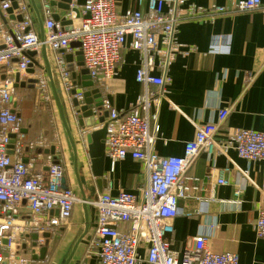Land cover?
I'll list each match as a JSON object with an SVG mask.
<instances>
[{"label": "built area", "instance_id": "obj_1", "mask_svg": "<svg viewBox=\"0 0 264 264\" xmlns=\"http://www.w3.org/2000/svg\"><path fill=\"white\" fill-rule=\"evenodd\" d=\"M50 1L40 0L43 42L38 38L35 16L27 0L0 2V264H33L34 261L19 250L24 237L37 235V248L43 246L42 234L53 236L56 229L66 228L78 203L97 212L90 240L97 264H240L234 253L210 251L202 235L194 237L178 258L170 250L166 237L172 234L176 217L200 214L205 206L198 201L199 207L187 213L178 207L187 193L196 190L185 184V173L197 156L200 153L226 155L232 149L247 161L263 160L264 133L238 129L229 133L223 142L216 141L215 136L229 114L228 109H220L215 123L196 127L194 138L184 144L182 156L161 157L153 146L159 133L157 111L164 95L145 90L127 112L111 109L107 99L101 97V110L107 113V118L104 124H96L92 129L106 125L104 152L111 170L116 161L130 157L142 163L146 178L137 194L106 192L83 202L73 190L62 188L64 167L61 162L47 157L45 169L33 171L32 162L21 160L19 155L24 145L34 146V143L27 142L23 131V119L15 98V78L18 77V83H24L31 67L30 79L36 81L38 108L48 103L52 96L44 64L35 57L33 63L27 56L29 52L38 53L44 45L53 54V74L63 97L81 106L85 91L71 78L60 51L66 53L70 43L77 42L83 68L93 86L101 92L106 82L116 75L121 51L130 37L129 48L141 55L135 72L136 82L146 89L150 85L163 86L167 78L154 76L152 72L156 68L166 69L172 57L180 53L181 46L174 37L180 21L205 16L213 20L222 14L249 11H260L264 15V1L238 0L230 8L213 5L206 10L189 0H135L136 9L117 14L116 0H85L81 6L70 0L69 11L60 17L70 22L69 31L54 21ZM182 7L186 12L183 13ZM189 51L191 49L185 52ZM254 77L253 72L248 73L246 86ZM37 144L42 146L44 142L40 139ZM220 176L216 184L227 185ZM239 193L236 189L234 197ZM23 207L28 217L21 216ZM54 210L57 217L49 216ZM121 224L129 226L126 232L118 230ZM254 231L256 237L264 241V208L258 211ZM141 249L145 250L143 259L139 255Z\"/></svg>", "mask_w": 264, "mask_h": 264}, {"label": "crops", "instance_id": "obj_2", "mask_svg": "<svg viewBox=\"0 0 264 264\" xmlns=\"http://www.w3.org/2000/svg\"><path fill=\"white\" fill-rule=\"evenodd\" d=\"M33 1L40 3V0ZM235 1L238 0H189V3L208 10L213 5L230 8ZM84 2L85 0H75L77 6ZM182 8L183 13L186 12L185 7ZM129 9H136L135 0H116L117 14H123ZM66 12L54 7V14L61 18ZM77 23L78 20H75V24ZM36 28L39 32L37 22ZM174 37L181 46L180 53L172 57L166 69L156 68L152 72L154 76H165L167 82L159 87L150 85L147 89L135 80L141 55L129 48L130 37L126 39L116 75L99 91L100 96L107 99L110 108L127 112L145 90L164 95L157 111L159 133L153 146L154 152L161 157L182 156L184 144L194 138L196 127L215 123L220 109H228L229 114L215 136L216 141L223 142L229 133L238 129L264 133V15L260 11H249L226 13L213 20L207 16L184 19L176 25ZM188 49L191 51L186 53ZM77 52L78 43L73 42L63 54L65 61L67 56L71 58L70 63H66L72 65L76 73L74 81L82 88ZM35 58L43 62L41 49ZM46 58L53 72V54L48 50ZM252 72L255 77L246 86V77ZM26 74L29 76L24 78L26 86L16 89L33 92L34 88L27 87L32 74ZM95 89L97 88L93 86L84 91ZM72 101L64 99L78 150L77 173L79 177L85 178L86 185L90 188L94 185V178L85 139L88 130L78 127L79 111L73 107ZM19 112L26 140L34 143V146L24 145L19 155L21 160L25 163L32 162L33 171L45 169L43 167L47 157L61 162L65 186L80 198L72 152L61 121L63 133L57 127L51 134L46 128H38L33 122L25 124L28 118H23L21 111ZM40 139L44 142L42 146L37 144ZM51 149H54L53 154ZM219 176L227 181V185L216 184ZM145 178L141 162L126 157L116 161L111 170L110 160L105 156L102 193L116 195L124 191L137 194ZM185 184L196 190H191L185 199L178 202L180 210L183 213L192 212L199 207L198 201H202L205 206L200 214L191 217L180 215L173 220V232L166 237L170 250L181 258L192 239L202 235L206 237V247L215 254L230 252L238 256L240 264H264V241L259 240L254 231L258 211L264 208V159L247 161L238 157L232 149L226 155L200 153L185 173ZM236 189L240 191L237 198L233 195ZM85 194L88 192L85 191ZM21 216H29L25 207L21 210ZM49 216L57 217V211H52ZM86 221L89 223L88 233L78 244L72 261L97 264L90 248L96 224L95 210L88 206L85 213L81 203L74 206L69 225L56 229L51 236L44 260L34 263L60 264L82 234ZM128 227L127 224H121L118 230L126 232ZM19 248L25 256L32 259L34 255L38 257L41 247L33 248L32 241L24 237ZM139 255L142 259L145 258V250H139Z\"/></svg>", "mask_w": 264, "mask_h": 264}, {"label": "water", "instance_id": "obj_3", "mask_svg": "<svg viewBox=\"0 0 264 264\" xmlns=\"http://www.w3.org/2000/svg\"><path fill=\"white\" fill-rule=\"evenodd\" d=\"M13 1V0H10ZM28 1V0H27ZM69 3L70 0H51L50 6L52 8L59 7L60 9L64 11H69ZM62 4V5H60ZM29 5L35 13V20L38 24V38L40 42H43L44 36H43V18H42V12H41V6L40 3H34L33 0H29ZM12 7L15 8V4H12ZM75 14L78 16V12L74 10ZM53 19L55 22H59L61 26L64 27L65 31H69L70 25L69 21H64L63 19H60V17L57 14L53 15ZM19 20V19H18ZM41 51L43 54V64L45 73L48 79V84L51 92V96L53 99V102L55 104V107L57 109L60 121L62 123V126L64 128V131L66 133V137L68 139L70 149L72 152V159H73V166L75 170V175L78 180V191L80 195V199L85 202L88 200L95 199L96 196L100 193H102V178H103V172H104V165H105V152H104V141L106 136V125H103L102 128L93 130L92 128L95 127L96 124H104L105 119L107 118V113L103 112L101 110V96L98 89L92 90V91H86L84 93V103L80 107L77 104L75 100L72 101L73 107L77 108L79 111V115L77 116V123L79 128H84L88 131L85 134V139L87 143V149H88V157L90 159V170L92 177L94 178V185L90 188L86 185V180L83 176L79 177L77 173V164H78V150L74 141V137L72 136V131L70 127L69 117L66 112V106L64 103V97L61 92L60 87L58 86V83L56 81V78L51 71V68L49 66V63L46 58V47L42 45ZM60 53H63V51H60ZM28 58L34 63V57L36 56L35 52H29L27 53ZM77 61H78V67L81 68L80 74H81V86L82 89H91L93 87V83L90 81V78L88 76L87 71L83 68V62H82V56L80 51L76 53ZM71 58L69 56L66 57L67 63H70ZM67 70L71 73V78L75 80L76 73L72 67V65H67ZM28 74H33V70L29 69L27 71ZM36 84V81L33 79H29L27 81V87L28 88H34V85ZM26 86L25 83H18V77L15 78V88L17 87H24ZM74 92L71 93L73 95ZM92 129V130H91ZM54 153V149H51V154ZM81 167V166H80ZM62 188H67L65 186V179L62 180ZM85 191L88 192V194H85ZM82 207L84 212L86 213V209L88 206L84 203H82ZM58 215V213H57ZM97 221V212L95 211V223ZM89 230V223L88 221L85 222L84 230L82 234L79 236L77 241L70 247L69 252L66 253L64 258L62 259L60 264H80L79 261H74L73 263V257L75 254V251L77 249L78 244L80 241L84 238H86V235ZM37 235H32L29 237V239L32 241V247L36 248V241H37ZM42 238L44 239V244L40 248V253L37 256H33V261H43L45 258L47 246L49 243V240L51 239L50 233H44L42 234Z\"/></svg>", "mask_w": 264, "mask_h": 264}, {"label": "rangeland", "instance_id": "obj_4", "mask_svg": "<svg viewBox=\"0 0 264 264\" xmlns=\"http://www.w3.org/2000/svg\"><path fill=\"white\" fill-rule=\"evenodd\" d=\"M34 91L32 92L16 90L15 92L16 101L19 103V105H21L20 111L22 113L23 118L32 119L31 121H28L27 119L25 124H27L28 122H33V124L36 125L38 128H46L47 131H49L51 134H53V131H56L58 129L57 127H59V131L63 133V128L59 120L57 109L55 107L54 102H52L53 99L50 97L47 104L40 105L38 108L37 93L36 91ZM64 103L66 104V102ZM25 115H27L28 117ZM41 131L43 132V130ZM54 147L57 148V146L55 145ZM26 257L30 259V256Z\"/></svg>", "mask_w": 264, "mask_h": 264}, {"label": "bare ground", "instance_id": "obj_5", "mask_svg": "<svg viewBox=\"0 0 264 264\" xmlns=\"http://www.w3.org/2000/svg\"><path fill=\"white\" fill-rule=\"evenodd\" d=\"M29 69H32L31 67ZM33 70V69H32ZM33 75V74H32ZM34 80V79H33Z\"/></svg>", "mask_w": 264, "mask_h": 264}, {"label": "trees", "instance_id": "obj_6", "mask_svg": "<svg viewBox=\"0 0 264 264\" xmlns=\"http://www.w3.org/2000/svg\"><path fill=\"white\" fill-rule=\"evenodd\" d=\"M21 116V115H20ZM24 124V123H23Z\"/></svg>", "mask_w": 264, "mask_h": 264}]
</instances>
